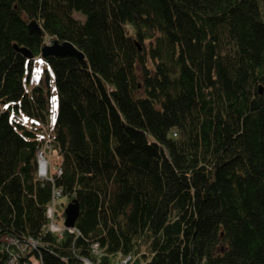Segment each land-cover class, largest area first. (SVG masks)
<instances>
[{"label": "trees", "instance_id": "16d2710c", "mask_svg": "<svg viewBox=\"0 0 264 264\" xmlns=\"http://www.w3.org/2000/svg\"><path fill=\"white\" fill-rule=\"evenodd\" d=\"M53 189L79 205L60 236ZM1 232L43 264H264V0H0Z\"/></svg>", "mask_w": 264, "mask_h": 264}, {"label": "built area", "instance_id": "2783aa9c", "mask_svg": "<svg viewBox=\"0 0 264 264\" xmlns=\"http://www.w3.org/2000/svg\"><path fill=\"white\" fill-rule=\"evenodd\" d=\"M50 138L45 140V144L42 148H37L35 152V157L37 160V168L35 171V175L41 177V175H45L46 177L49 175V164L48 159L46 157L56 156L57 150L53 149L49 145ZM38 159H40L38 161ZM54 171L56 173L60 172L59 166L54 167ZM59 194V189H53L52 197L50 202L46 206V217L47 223L44 227L47 230H50L54 233H57L59 236L61 235V230L66 228L69 232L74 230V227H64L62 224L56 222L55 218V199ZM43 243L40 240L33 239L31 236L24 235H16L10 232H1L0 233V252L4 253V257L0 261V264H43V261L39 255H35L34 250H37L39 246H42ZM93 252H98L95 245L92 247ZM129 260V256H125L121 261V264H125ZM86 264H100L92 262L88 259H85ZM119 261L114 262V264H118ZM110 264V263H103Z\"/></svg>", "mask_w": 264, "mask_h": 264}, {"label": "water", "instance_id": "95a60500", "mask_svg": "<svg viewBox=\"0 0 264 264\" xmlns=\"http://www.w3.org/2000/svg\"><path fill=\"white\" fill-rule=\"evenodd\" d=\"M28 33L41 34V27L35 19H31L27 22ZM14 48L21 52L24 56L31 58L32 54L25 47H18L16 44L13 45ZM41 56L46 57L47 55H75L82 58V52L70 41L63 40L58 41L56 39L52 40L49 44H43L41 49ZM261 91V89H260ZM79 205L76 199H70L64 206L63 213V225L66 227H73L74 221L78 215Z\"/></svg>", "mask_w": 264, "mask_h": 264}, {"label": "rangeland", "instance_id": "374dc122", "mask_svg": "<svg viewBox=\"0 0 264 264\" xmlns=\"http://www.w3.org/2000/svg\"><path fill=\"white\" fill-rule=\"evenodd\" d=\"M43 68V66H42V64H40V66H39V64H38V62H34L33 63V68H32V78H33V80H37V78L39 77V75H40V78L42 77V79L44 78V73H43V75H42V72H44V70L42 69ZM41 82H43V81H41ZM52 114H53V116L55 115V106H54V108L52 109ZM29 121V120H28ZM40 127V126H39ZM40 159H38V161H39ZM58 160V157H52L51 158V165H50V168H53V163L55 162V161H57ZM40 176H45V175H41L40 174ZM62 202H64V203H66L67 201H66V198L64 197V196H60V197H58V199L56 200V214L59 216L61 213H62V210H63V207H62ZM56 221H59V219H56ZM98 250V249H97ZM99 251V250H98ZM118 264H121V261H119V263Z\"/></svg>", "mask_w": 264, "mask_h": 264}, {"label": "crops", "instance_id": "0c3cea01", "mask_svg": "<svg viewBox=\"0 0 264 264\" xmlns=\"http://www.w3.org/2000/svg\"><path fill=\"white\" fill-rule=\"evenodd\" d=\"M73 227H74V225H73Z\"/></svg>", "mask_w": 264, "mask_h": 264}]
</instances>
